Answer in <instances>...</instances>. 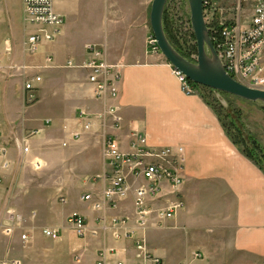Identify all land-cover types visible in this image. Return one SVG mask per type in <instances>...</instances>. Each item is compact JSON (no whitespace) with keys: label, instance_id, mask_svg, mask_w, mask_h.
I'll return each mask as SVG.
<instances>
[{"label":"crops","instance_id":"0c3cea01","mask_svg":"<svg viewBox=\"0 0 264 264\" xmlns=\"http://www.w3.org/2000/svg\"><path fill=\"white\" fill-rule=\"evenodd\" d=\"M150 2L152 5L153 0H147V4ZM5 7L7 4L0 0L1 264L22 263L14 247L23 242L21 234L27 224L14 232L5 226L7 207L2 205V196L3 179L17 164L23 148L33 150L31 164L37 170L44 166L53 168L47 161L48 150L52 149L61 153L62 170L76 163V173L71 176H102L106 160L100 122L78 139L73 134L81 131V109L97 113L110 104L117 105L122 117V128L117 134L124 148L129 147L131 131L138 130L147 135L151 145H182L186 149V178L181 187L185 206L164 228L151 224L143 231L148 247L161 257L162 263L264 264V169L231 140L201 88L193 95L182 91L171 63L148 44L151 28L145 17L126 28L100 32L89 40L81 39L70 31L69 25H64L54 41L41 42L33 53L28 50L27 41L38 29L25 22L23 0L18 18L12 12L4 16ZM57 11L62 13L59 7ZM88 43L103 46L108 60L122 65L123 79L115 100L96 99L86 73L66 66L69 60L76 64L84 61ZM48 57H52V63ZM38 74L43 77L39 98L27 104L25 81ZM29 131H38L37 136L25 142ZM95 184L87 185L90 189L98 186ZM80 188L77 182L68 192L72 194ZM66 205L61 216L50 212V207L40 206L33 215L25 214L34 242L44 241L43 233L36 232V228H61V246L70 253L72 243H78L79 256H84L82 264H96L103 247L117 248L128 264L136 261L139 251L134 241L116 239L112 232L99 231L76 241L67 222L69 214L81 212L88 218L90 229H96L101 213L82 201ZM126 214L134 215L132 196L107 212L108 217ZM129 226L134 228V222ZM18 230L20 236L15 234ZM194 252H201L203 257L194 258Z\"/></svg>","mask_w":264,"mask_h":264},{"label":"built area","instance_id":"2783aa9c","mask_svg":"<svg viewBox=\"0 0 264 264\" xmlns=\"http://www.w3.org/2000/svg\"><path fill=\"white\" fill-rule=\"evenodd\" d=\"M56 1L23 0L25 22L38 29L28 37L30 52H36L41 42L54 41L60 35L65 16L57 11ZM203 15L212 43L227 73L240 83L264 90V0H203ZM147 42L153 52H161L154 34L149 35ZM47 60L53 62L52 57ZM66 66L78 67L86 73L96 99L115 100L119 96V86L123 79L122 65L110 62L103 46L88 43L84 61L76 64L74 60H69ZM173 73L185 94L198 93L199 85L184 73L174 67ZM42 81L43 77L39 74L25 81L27 104L37 102L39 84ZM79 118L82 124L81 131L73 134L76 139L83 132L91 131L96 122H100L106 167L99 177L102 181L101 188L85 191L80 197L95 212L101 213L97 218L98 226L90 229L88 218L76 210L67 218L69 226L81 238L90 234L97 235L101 231L112 232L116 239L133 240L135 249L139 251L133 264H163L161 257L148 247L143 231L151 224L164 226L185 206L181 193L186 178L185 147L151 145L146 134L132 130L129 147L124 148L117 134L122 128V117L114 104L97 113L81 109ZM37 132L30 131L29 136ZM23 150L28 152V146ZM4 166L7 167L8 162ZM130 196L134 205L133 216L126 214L108 217V210L116 209L120 201L129 199ZM61 201L66 204V196L61 197ZM131 221L135 224L134 228L129 226ZM25 223L26 217L20 211L12 207L5 209L4 224L10 231L14 232ZM42 233L47 238L57 240L62 235V229L46 227ZM30 239L31 233L23 231V243H28ZM193 257L202 258L203 255L201 252H194ZM80 259L81 256L77 255L76 260ZM96 264L128 263L120 257L117 248L103 247L98 252Z\"/></svg>","mask_w":264,"mask_h":264},{"label":"rangeland","instance_id":"374dc122","mask_svg":"<svg viewBox=\"0 0 264 264\" xmlns=\"http://www.w3.org/2000/svg\"><path fill=\"white\" fill-rule=\"evenodd\" d=\"M3 1L7 4L3 15L7 16V13L12 12L18 18L22 0ZM57 7L62 9V13L65 16L64 25H69L70 31L77 33L81 39H95L100 32L108 33L118 28H126L127 25L140 22L143 17H145L150 27L151 2L147 4V0H57ZM164 24L171 40L193 61L197 60V41L191 25V11L188 0H168L164 11ZM150 33L153 34L152 30ZM201 89L202 93L220 110V115L218 114L220 121L231 140L233 141L234 139L232 138H235L237 141V144L233 141L235 145L243 153L250 150L247 149L245 151L248 147L240 142L242 136L236 126V120L244 130L246 137L249 136V139H251L250 146H253L250 147L251 151L264 166V107L262 104L234 95L213 92V89L211 90L210 88L202 87ZM219 97H222L230 104L231 109L229 111L220 107L217 102ZM29 134L30 131L26 132L25 138L28 141L35 139L37 136V134L31 136ZM41 151H38V154L42 157L43 153ZM32 152L33 150L31 151V149L30 152L22 151L16 160L17 164L11 168L8 176L4 177L5 190L2 196V205L4 207H12L21 211L24 215H33V211L37 210L38 206L40 208L50 207V212L56 211L59 214L58 216H61L65 207L61 197L66 196L69 199L66 206L70 203L76 204L81 202L78 195L88 191V183L89 185L91 182L92 184L96 183L95 186L98 185L96 188L102 186L100 176L86 178L76 175L71 176L70 174H74L77 170L76 163H71L69 167H66V170H62L60 163L61 153L52 149L48 150L47 157L49 160L47 159V161L48 164L51 165L52 163L54 165L53 168L44 166L42 169L37 170L31 164L33 162L31 158ZM68 173L69 175H67ZM77 182H80V190L69 194L68 189L72 188L73 184ZM90 189H93V187ZM82 203L86 202L82 201ZM26 224L27 227L31 225L28 222V218L26 219ZM27 227L26 229L28 230ZM37 230L38 233L42 234L41 229L36 228V232ZM20 233L21 230H18L15 234L20 236ZM74 238L76 241L83 239L76 234ZM43 239L44 241L39 243L31 239L29 243L21 242L19 245L18 243L15 244L14 250L21 258V264L83 263L84 256H81V262L76 260V256L81 254L78 250V243H72L73 247H71V252L68 253L61 246L60 240L62 238L53 240L43 235ZM2 251L3 248L1 247L0 256Z\"/></svg>","mask_w":264,"mask_h":264},{"label":"water","instance_id":"95a60500","mask_svg":"<svg viewBox=\"0 0 264 264\" xmlns=\"http://www.w3.org/2000/svg\"><path fill=\"white\" fill-rule=\"evenodd\" d=\"M168 0H153L150 12V28L161 53L171 65L184 73L192 82L218 93L261 103L264 107V90L249 87L232 78L224 68L212 43L203 15V0H188L191 23L197 41V60L182 55L171 43L164 27V11ZM226 108L228 103L218 99Z\"/></svg>","mask_w":264,"mask_h":264},{"label":"trees","instance_id":"16d2710c","mask_svg":"<svg viewBox=\"0 0 264 264\" xmlns=\"http://www.w3.org/2000/svg\"><path fill=\"white\" fill-rule=\"evenodd\" d=\"M164 27H165V31H166V33H167V36H168V38H169V40L171 41V43H172V45L182 54V55H184L186 58H188V59H190V60H192L187 54H185L172 40H171V38H170V36H169V34H168V32H167V29H166V26H165V24H164ZM196 85H198V84H196ZM200 86V85H199ZM207 88V87H204V86H201L200 88ZM207 89H209V88H207ZM212 90V89H211ZM213 92H214V90H213ZM216 92V91H215ZM225 94V93H224ZM202 95L204 96V98L206 99V101L214 108V110H216L217 111V114H219L220 115V110L219 109H217L214 105H213V103L208 99V97L205 95V94H203L202 93ZM217 102H218V104L220 105V107L221 108H223L224 110H226V111H229L230 109H231V106H230V104L228 103V105H229V107L228 108H226L218 99H217ZM235 123H236V126H237V128L239 129V131H240V135L242 136V139L240 140V142L243 144H245L246 145V147H248V148H246L245 149V151L247 150V149H250V150H248V151H246V153L244 152V154L245 155H247L249 158H251L252 160H254L257 164H259L263 169H264V166H263V164L260 162V160L258 159V157L251 151L252 149L250 148V147H253V146H250L251 145V139H249V136H247L246 137V134H245V132H244V130L239 126V124L237 123V121L235 120ZM232 139H234L233 141L237 144V141L235 140V138H232Z\"/></svg>","mask_w":264,"mask_h":264}]
</instances>
